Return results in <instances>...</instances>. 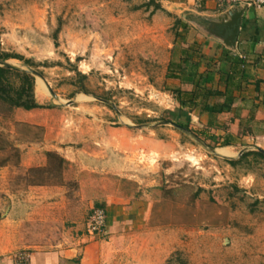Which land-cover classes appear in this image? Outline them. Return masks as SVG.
I'll use <instances>...</instances> for the list:
<instances>
[{
    "label": "rangeland",
    "instance_id": "obj_1",
    "mask_svg": "<svg viewBox=\"0 0 264 264\" xmlns=\"http://www.w3.org/2000/svg\"><path fill=\"white\" fill-rule=\"evenodd\" d=\"M157 1L0 0L1 50L35 62L32 68L8 61L22 71L42 72L36 80L48 95L43 106H53L45 109L46 129L16 123V110L0 103L3 238L10 233L14 202L31 206V191L39 187L34 183L42 180L44 186L64 187L65 200L49 210L38 233L57 239L86 235L87 218L99 205L87 200L78 182L64 178L65 172L32 173L47 165L30 167L25 149L58 126L80 125L86 107L89 120L94 113L112 114L114 127H129L146 139L156 132L171 144L155 160L149 146L136 154L142 176L163 181L149 223L128 232L132 244L143 248L139 254L132 250L131 264H264V158L247 150L243 159L234 155L231 165L212 153L217 144L193 122L190 108L181 109L164 58L152 53L159 42L157 14L172 19L171 36L179 19L174 8L172 14L157 10ZM186 18L197 23L195 16ZM166 122L188 126L196 139ZM58 209L63 214L53 215ZM26 210L19 209L24 220ZM114 231L109 237L124 233L121 226Z\"/></svg>",
    "mask_w": 264,
    "mask_h": 264
},
{
    "label": "crops",
    "instance_id": "obj_2",
    "mask_svg": "<svg viewBox=\"0 0 264 264\" xmlns=\"http://www.w3.org/2000/svg\"><path fill=\"white\" fill-rule=\"evenodd\" d=\"M243 1L242 5L235 6L221 5L217 0H165V3L158 0L167 13L172 14L171 9H176L175 15L189 26V30L182 38L176 37V33L171 36L167 31L172 19L157 14L159 42L152 48L153 54L164 58L166 73L172 63L182 64L186 55L192 57L190 67L198 66L194 77L169 80L177 89L193 91V80L198 84L201 76H209L210 82L202 85L203 88L221 95L209 99L200 97L195 102L198 105L189 109V114L193 122L206 129L203 133L217 144V155L230 160L235 159L238 152L242 157L240 153L244 150L264 151V7L248 5L254 0ZM236 9L241 13L239 18L233 14ZM187 16L190 19L195 16L197 23L188 20ZM167 36L172 39L168 45L164 42ZM237 59L241 62L239 66L234 64ZM40 81L36 80V93L39 91L42 95L36 94V99L43 105L48 95L46 89L39 88ZM206 103L213 113L205 109ZM200 104L203 106L198 111ZM83 111L80 125L58 126L25 149L30 167L48 165L47 153H55L68 162L70 170L64 171V178L78 182L86 192L87 200L96 202L98 208L107 212L103 234L98 237L63 234V239L39 234V224L45 221L46 215H51L49 210L58 208L59 201L65 200V189L34 187L29 200L31 206L14 202L9 215L10 233L5 240L4 224L0 221V264H131L132 250L137 254L143 250L140 244H132L128 232L149 223L156 199L162 193L163 178H144L136 154L141 150L146 152L149 146V157L153 156L155 160L171 144L157 138L156 132L146 139L129 127H114L113 116H109L112 114L98 116L94 113L89 120V110L85 107ZM15 112L18 114L16 123L48 129L47 110L19 109ZM223 150H229L235 156H224ZM21 208H27L25 220L19 212ZM52 214L63 212L58 209ZM116 226L123 227L124 233L121 237L118 234L109 237Z\"/></svg>",
    "mask_w": 264,
    "mask_h": 264
},
{
    "label": "trees",
    "instance_id": "obj_3",
    "mask_svg": "<svg viewBox=\"0 0 264 264\" xmlns=\"http://www.w3.org/2000/svg\"><path fill=\"white\" fill-rule=\"evenodd\" d=\"M155 2L156 0H151ZM161 6H157V10H161ZM176 31V37H183V33H187L189 30V26L183 23L181 20H177L176 26L174 27ZM182 30V33L179 31ZM194 51V49H193ZM185 56V55H184ZM192 57L191 55H186L182 64H171L169 67V78L170 79H181L183 80V76L194 77L197 74L194 73V70L198 69L197 65H193L190 67V61ZM10 60H19L24 62L25 65L34 68L36 65L32 60H28L23 56L18 54H8L1 50V31H0V61L8 62ZM234 64L239 66L241 64L240 61L235 60ZM189 66V67H188ZM43 76L42 72L32 70L30 72L22 71L20 69L14 70L10 68H5L0 66V103L6 105L10 110H25V111H33L36 109H51L53 106L45 107L40 105L36 99V77ZM209 76H201L200 82L198 84L193 80L194 89L193 91H184L182 89H175L172 91L177 101L181 105V109L189 107L190 109H194L198 104H196V100L200 97L205 99H209L214 95H221L219 92H212L206 88H203L202 85H207L210 80ZM205 109H208V103L205 104ZM223 109V108H222ZM213 113L212 109H208ZM182 128L189 130L188 126L178 125ZM227 145V143H225ZM3 149V148H1ZM256 155L264 158V154L261 152H254ZM248 155V154H247ZM247 155H243L242 159ZM48 165L45 168H37L32 169L31 172L35 174H43L48 173L49 175L53 174L55 176L62 175L63 172L68 167V162L63 159L61 156L55 153H47ZM231 165H236V162L233 160H228ZM50 177V176H49ZM45 180L39 181L38 183H34V185L44 186Z\"/></svg>",
    "mask_w": 264,
    "mask_h": 264
},
{
    "label": "built area",
    "instance_id": "obj_4",
    "mask_svg": "<svg viewBox=\"0 0 264 264\" xmlns=\"http://www.w3.org/2000/svg\"><path fill=\"white\" fill-rule=\"evenodd\" d=\"M221 5H242L243 0H217ZM256 8L264 7V0H254L248 4ZM108 216L107 212L103 208H96L90 214L86 226V235L89 237H98L101 236L107 226Z\"/></svg>",
    "mask_w": 264,
    "mask_h": 264
},
{
    "label": "water",
    "instance_id": "obj_5",
    "mask_svg": "<svg viewBox=\"0 0 264 264\" xmlns=\"http://www.w3.org/2000/svg\"><path fill=\"white\" fill-rule=\"evenodd\" d=\"M238 9H236V11L233 13L234 16H235V18H239L241 16V13L238 11ZM238 25H239V22H237V25H236L237 27L234 30V32H235L236 35H237V32H238ZM0 66L1 67H5V68L14 69V70H18L19 69L16 66L11 65L9 62H4L3 63V62L0 61ZM164 124H171L172 126L176 127L178 130H180L183 133L188 134V135H190V136H192L193 138L196 139V136L190 130H187L185 128H182V127L178 126L175 123L166 122ZM210 150L212 151V153L217 154V151L215 149L211 148ZM258 151L264 154V151H262V150H258ZM246 152H247V150L242 151L240 153V156H243Z\"/></svg>",
    "mask_w": 264,
    "mask_h": 264
},
{
    "label": "bare ground",
    "instance_id": "obj_6",
    "mask_svg": "<svg viewBox=\"0 0 264 264\" xmlns=\"http://www.w3.org/2000/svg\"><path fill=\"white\" fill-rule=\"evenodd\" d=\"M40 87L43 88V86H42V82H40ZM222 154L225 155V156H230V157H232V156L235 155L234 153H232V152L229 151V150H223V151H222Z\"/></svg>",
    "mask_w": 264,
    "mask_h": 264
}]
</instances>
